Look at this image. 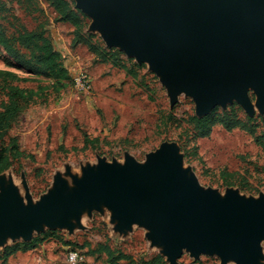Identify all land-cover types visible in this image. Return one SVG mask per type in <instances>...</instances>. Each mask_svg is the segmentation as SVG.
I'll return each instance as SVG.
<instances>
[{"label": "rangeland", "instance_id": "obj_1", "mask_svg": "<svg viewBox=\"0 0 264 264\" xmlns=\"http://www.w3.org/2000/svg\"><path fill=\"white\" fill-rule=\"evenodd\" d=\"M66 1L80 12L77 26L63 22L51 0H22L21 5L6 0L8 13L3 24L7 34L14 27L28 31L42 27L60 54L68 77L85 71L91 90L85 94L77 91L70 79L54 80L25 70L0 46V72L16 76L18 81L12 85L32 94L31 103L0 138V148L15 142L23 154L0 178L10 179L22 199L24 182L35 205L52 189L55 174L66 166L81 180L82 170L96 168L99 158L123 165L128 157L143 165L148 154L163 143H171L182 158V168L193 174L204 190H213L221 198L228 191L245 198L264 196V110L255 107L253 92H249L252 115L232 102L214 106L199 117L192 99L184 94L170 106L165 87L147 65L107 47L91 29L92 20L74 0ZM96 50L115 55L119 64L136 72V77L101 63ZM0 84L5 82L0 80ZM4 100L0 92V102ZM195 118H204L209 125L207 136L198 135ZM228 120L241 121L247 129L226 131L223 124ZM112 215L100 205L98 210H81L77 220L71 216V230L44 226L27 242L7 241L0 248V264H68L69 251L83 257L80 264H147L155 258L170 264L161 248L151 247L144 228L132 225L129 231L119 232ZM261 253L259 264H264V240ZM120 256L124 259L119 260ZM175 264L221 263L215 254L194 259L183 251Z\"/></svg>", "mask_w": 264, "mask_h": 264}, {"label": "water", "instance_id": "obj_2", "mask_svg": "<svg viewBox=\"0 0 264 264\" xmlns=\"http://www.w3.org/2000/svg\"><path fill=\"white\" fill-rule=\"evenodd\" d=\"M74 1L107 47L159 78L170 106L184 94L199 117L232 102L252 115L251 91L255 107L264 110V0ZM64 169L35 205L24 182V199L12 181L0 183V248L27 242L44 226L71 230V216L77 220L81 210L102 205L119 232L144 228L170 264L183 251L194 259L215 254L221 264L262 259L264 196L228 191L221 198L204 190L182 168L175 144H161L143 165L128 157L123 165L99 158L96 168L82 170L81 180Z\"/></svg>", "mask_w": 264, "mask_h": 264}, {"label": "trees", "instance_id": "obj_3", "mask_svg": "<svg viewBox=\"0 0 264 264\" xmlns=\"http://www.w3.org/2000/svg\"><path fill=\"white\" fill-rule=\"evenodd\" d=\"M13 1L17 5L22 4V0H9L10 3ZM24 1L31 3V0ZM51 3L63 22H68L74 26L78 25V14L80 12L73 10L66 0H51ZM28 8L29 5L26 6L25 10H29ZM6 13H8L6 0H0V46L7 54L12 56L25 70H29L34 74L48 75L54 80L70 79L67 70L63 66L60 54L54 49L43 28L39 27L28 31L23 27L13 26L15 28L13 32L7 34V28L3 24ZM95 54L101 63H109L113 68L124 71L127 76L136 77V72L124 64H119L115 55L99 50H96ZM0 80L5 82V85L0 84V92L6 98V100L0 102V138H2L10 129L12 120L31 103L32 94L12 85L13 82L18 81L16 76L0 72ZM71 80L73 81V79ZM194 120L196 125L199 126L198 135L200 137L207 136L210 128L205 119L195 118ZM223 126L226 131H232L235 128L247 129V124L238 120H228ZM20 157H23V154L19 151L15 142L0 148V175L7 171ZM4 255H6V250L3 252ZM118 259L122 260L124 256H120ZM113 263L115 262L113 261ZM147 264L164 263L161 258H155Z\"/></svg>", "mask_w": 264, "mask_h": 264}, {"label": "built area", "instance_id": "obj_4", "mask_svg": "<svg viewBox=\"0 0 264 264\" xmlns=\"http://www.w3.org/2000/svg\"><path fill=\"white\" fill-rule=\"evenodd\" d=\"M74 88L82 93L88 94L91 90L90 80L85 71L78 73L73 78ZM66 261L68 264H80L83 262V257L80 254L69 251L67 252Z\"/></svg>", "mask_w": 264, "mask_h": 264}, {"label": "bare ground", "instance_id": "obj_5", "mask_svg": "<svg viewBox=\"0 0 264 264\" xmlns=\"http://www.w3.org/2000/svg\"><path fill=\"white\" fill-rule=\"evenodd\" d=\"M60 175H62V176H64L65 175V169H63V171H59L58 172ZM5 181V182H4ZM4 181L2 180V181H0V183H3L4 185H7L8 183H10L11 182V180L10 179H7V180H5L4 179ZM14 184V183H13ZM70 190H71V188H69ZM20 193H21V191H19Z\"/></svg>", "mask_w": 264, "mask_h": 264}, {"label": "crops", "instance_id": "obj_6", "mask_svg": "<svg viewBox=\"0 0 264 264\" xmlns=\"http://www.w3.org/2000/svg\"><path fill=\"white\" fill-rule=\"evenodd\" d=\"M65 67V66H64ZM112 68V67H111ZM125 74V73H124ZM125 76H127L126 74H125ZM73 79V78H72Z\"/></svg>", "mask_w": 264, "mask_h": 264}]
</instances>
